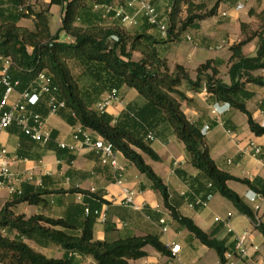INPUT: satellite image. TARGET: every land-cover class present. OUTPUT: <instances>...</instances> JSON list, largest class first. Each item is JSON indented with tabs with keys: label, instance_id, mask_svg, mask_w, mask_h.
Masks as SVG:
<instances>
[{
	"label": "trees",
	"instance_id": "trees-1",
	"mask_svg": "<svg viewBox=\"0 0 264 264\" xmlns=\"http://www.w3.org/2000/svg\"><path fill=\"white\" fill-rule=\"evenodd\" d=\"M124 1L50 0L48 7L36 10L30 0H0V67H4L6 59L10 60L8 72L12 80L18 82V90L28 88L40 73L45 72L56 88L57 98L66 103L58 114L69 124H79L111 143L116 152L122 153L150 180L172 219L190 233L191 239L214 250L219 264H227L225 253L234 249L228 245L229 237L218 238L215 232L205 231L193 218L181 213L171 201L168 186L144 156L160 161L152 142L171 132L185 145L189 163L197 170L195 176L180 169L176 171L188 186L185 193L188 202L199 210L202 207L195 204L197 197L208 201L213 195L220 194L232 202L240 214L249 218L264 236V222L258 219L253 207L229 187L228 181L242 183L262 198L264 182L257 178L236 177L218 167L206 144L202 125L190 121L181 107V101L187 97L179 89L183 82L189 83L194 90L205 87L213 100L244 113L250 130L256 136H264V126L254 119L246 105L254 93L244 89L245 83L242 82L247 77L251 84L264 87V76L254 74L264 69V13L260 15L262 23L257 30H250L243 23L245 38L230 46V82L227 83L221 78L217 62L213 59L200 64L197 78L192 80L181 64H176L171 70L167 58L160 51L166 44L180 41L188 28L214 16L218 3L207 9L205 3L196 0H169L170 9L162 16L168 21V34L160 37L152 32L155 26L148 21L137 28L104 25L103 15L96 8ZM52 5L62 9L61 26L55 34L51 30ZM30 18L34 21L33 28L19 24L22 19ZM61 33L73 41L61 40ZM254 38H259L256 54L245 55L243 47ZM74 67L79 68L78 74H75ZM122 87L135 89L144 100L131 102L117 117L97 109L96 105L104 94L116 90L120 95ZM2 95L0 86V101ZM33 109L45 118L50 114L46 98ZM13 125L21 139L20 156H29V149L41 146L20 126ZM47 148L58 158H67L68 162L76 158L55 144L53 139ZM55 192L82 193L100 200V203L107 202L79 187L54 191L26 186L0 210V263L81 264L84 258L91 257L96 264H134L133 261L148 255L146 246L171 256L169 247L155 233L128 235L114 240L96 239L94 227L99 218L100 204H90L86 208L73 205L62 217L44 214L27 217L14 211V207L21 203L46 204V196ZM86 210L88 213L82 216ZM31 243L42 248L59 247L63 255L60 258L48 257Z\"/></svg>",
	"mask_w": 264,
	"mask_h": 264
},
{
	"label": "crops",
	"instance_id": "crops-1",
	"mask_svg": "<svg viewBox=\"0 0 264 264\" xmlns=\"http://www.w3.org/2000/svg\"><path fill=\"white\" fill-rule=\"evenodd\" d=\"M43 1L48 4L50 3V0ZM196 1L205 3L207 9H211L218 3L217 12L214 16L202 20L196 25L188 28L184 34H182L180 41L185 40L187 43L186 46L182 47L178 45L175 47L172 46L171 43L165 45V57L167 58L168 65L171 70L174 69L176 64L183 65L187 69L191 79L196 80L197 67L207 60L213 59L217 62L221 78L229 83L228 71L231 65L229 61L231 57L229 48L231 45L237 44L245 38L242 32L243 23L248 25L250 30H257L259 28L261 24L257 27H252L251 24L261 21L260 15L264 13V0ZM30 3L36 10L41 8L38 4L32 3L31 0ZM115 3L116 2H114V4ZM154 3L161 16H164L167 10L170 9L169 0H154ZM137 9L138 7L136 6L135 8L128 9V12L133 15ZM96 10L103 15L102 9L97 8ZM50 13L51 18L53 16L56 19L55 29L52 28L51 24L52 33L55 34L61 26L62 9L58 5H52L50 6ZM212 17H216V19ZM102 18L104 25L113 26L120 24L127 28H137L145 21L147 22L141 12L135 15L132 24H123L121 19L115 18L112 14L107 17L102 16ZM19 24L29 28L34 27L33 18L22 19ZM152 32L162 37L158 28L154 27ZM60 37L63 41H73L72 38L64 33H61ZM258 44L259 38H254L248 42L243 47L244 54L248 56L255 55ZM3 68L4 67H0V72ZM254 74L264 76V69L255 71ZM242 82L245 83L244 89L254 93V96L246 101V105L252 112L254 119L264 126V87L251 84L247 80V77H244ZM179 89L185 93L187 97L181 101V107L189 120L200 123L202 125V131L206 126H209V129L204 134L205 140L210 154L218 167L228 171L236 177L248 178L250 180L257 178L264 182V136H256L250 130L248 121L247 126L243 129V132L240 133L236 122L237 112L240 111L213 100L205 87L194 90L189 83L183 82ZM119 92L122 102H114L105 110L115 117H117L131 102H142L138 100L137 96L128 98V95L131 93L128 87H122ZM105 96L106 94H104L103 98ZM46 122L52 129L53 142L55 144L59 145L60 143H65L68 145H77V148L73 150L64 148L67 149L70 154H74L76 158L71 162H68L67 158L60 159L54 151L47 148L48 143L43 144L41 142H39L41 146L29 149V156H20L19 149L21 147V139L14 125L0 131V144L8 150V156L12 160V171L22 180L21 188L32 186L34 188H47L54 191H68L71 188L79 187L90 191V193L99 195L107 202L100 203V200L82 193L55 192L46 196V204L30 205L28 203H21L16 205L14 211L17 214H25L27 217L35 214L62 217L67 214L68 209L73 205L84 206L86 208L90 204L91 206L100 204L101 210L99 218L94 227L95 234L96 225L100 223L102 226L98 236L100 240H114L128 235L145 236L149 233H155L158 234L160 239L169 247L172 242L178 243V237L184 233L185 239L191 243L193 242L194 247L212 250L198 240H192L190 233L186 229L181 228L179 224L172 219L169 211L164 206L161 195L152 188L150 180L145 179L144 174L139 172L122 153L117 152V158L124 170L115 173L110 165H103L101 163L100 155L97 151L88 147H80V143L74 139V132L80 127L79 124H69L65 118L58 113L49 114L46 117ZM85 130L91 132L96 138L101 137L89 129ZM171 134L172 133L168 131L166 135L161 138L164 148L169 146V140H172ZM221 135L229 136L230 142L221 144ZM231 135H233V138L230 137ZM251 143L260 146L262 151L258 154H254ZM183 146V155L171 156L168 164L161 167L162 174L159 176L168 186L171 201L179 207L181 213H183L184 210L196 212L200 209L197 210L193 204L188 202L185 197L188 186L176 172L180 169L189 175L195 176L197 174V170L189 163L185 145L183 144ZM152 147L159 154L161 161H153L147 156H144L146 162L150 165L155 162L161 163L163 160L161 152H163V150L160 152L154 147L153 142ZM117 175H121L123 184L120 185L116 182ZM232 184H236L237 188H234ZM228 185L233 190L235 189L253 209L255 204H260L261 209L256 212V214L258 219L264 222V211H262L264 199L258 200L254 196L255 192L242 183L228 181ZM123 186L128 187L134 192V201L139 206V209L125 203ZM15 194H11L8 189H2L0 191V210ZM23 205L27 206L26 210L17 212V209ZM206 206L200 207L203 208ZM87 213V210L84 211L82 216H85ZM102 214H105V219H103ZM191 217L196 224L205 231L215 232L218 238L228 236V245L235 247L236 239L240 235L235 233L234 227L231 224L232 217L227 221L230 227L221 220L217 221L218 218H216L215 222L209 224L207 228H205L207 222L203 217L196 215V213ZM161 219L165 220V224L160 223ZM170 219L175 222L176 234L168 237L167 233L170 231L171 227ZM250 222L255 232L263 236L255 228L254 223L251 220ZM164 226H167V231L165 232H163ZM224 227L228 228L229 231H225ZM245 233H249V231L247 230ZM161 235L166 238L163 240ZM250 236L251 238L253 237V235ZM246 244L249 253L253 256L246 259L244 264H257L258 258H264L262 250L254 245L253 238ZM31 245L48 257L60 258L63 255V251L56 246L42 248L33 243H31ZM257 249L258 251L256 252ZM145 250L148 255L133 261L134 264H176L174 261H179V255L178 258L165 256L157 252L151 246H146ZM81 264L96 263L91 257H86ZM217 264H219V262Z\"/></svg>",
	"mask_w": 264,
	"mask_h": 264
},
{
	"label": "built area",
	"instance_id": "built-area-1",
	"mask_svg": "<svg viewBox=\"0 0 264 264\" xmlns=\"http://www.w3.org/2000/svg\"><path fill=\"white\" fill-rule=\"evenodd\" d=\"M138 7L135 14L131 15L128 9ZM103 10V17L113 15L115 18L121 19L123 24H132L137 13H142L146 20L158 28L162 37H166L168 32V21L158 12L154 0H125L124 3H111L108 5L98 6ZM11 64L9 59L5 60L4 68L0 72V86L3 88V95L0 101V131L9 128L13 124L20 126L22 131L32 140L47 144L53 139L52 129L48 126L46 118L36 112L35 107L42 99H47V105L50 109V114H57L60 109L66 107V103L61 101L56 96V88L52 86L50 77L42 72L38 75L35 81L26 89L18 90V82L13 81L8 67ZM114 102H122V98L116 90L108 92L106 96L97 104V109L101 112L105 111ZM209 129L206 126L202 131L203 134ZM149 138L152 136L149 135ZM74 139L80 143V147L91 148L100 155V161L103 165H110L115 173L122 172L123 166L120 165L117 152L113 145L105 141L102 137H94L91 132L86 131L81 126L74 132ZM62 148L76 149L77 145H68L60 143ZM254 154L262 151L261 147L251 143ZM12 160L8 156V150L0 144V191L8 189L11 194H21L22 180L12 171ZM116 182L123 184L121 175L116 176ZM125 195V203L133 205L139 209V206L134 201V192L128 187L123 186ZM254 196L258 200H263L262 196L257 193ZM195 204L198 206H206L207 201L201 198H196ZM260 204L254 205L256 212L260 211ZM105 219V214H102ZM219 221V219H217ZM161 224H165V220H160ZM226 225L230 227L229 222ZM167 231V226L163 227V232ZM249 233L241 234L236 239V244L233 250L225 253L227 264H244L246 259L251 258L248 251L247 240ZM171 256L178 258L181 246L179 243L172 242L169 246ZM258 249L256 250V252ZM185 264V263H180ZM257 264H264V258H258Z\"/></svg>",
	"mask_w": 264,
	"mask_h": 264
},
{
	"label": "rangeland",
	"instance_id": "rangeland-1",
	"mask_svg": "<svg viewBox=\"0 0 264 264\" xmlns=\"http://www.w3.org/2000/svg\"><path fill=\"white\" fill-rule=\"evenodd\" d=\"M31 1H32V3L34 2L35 4H38V6H40L41 8H46L49 6V4L44 2L43 0H31ZM212 18L216 19V17H212ZM51 24H52V28L55 29L56 19L53 16L51 18ZM260 24H261V21H258L256 23H252L251 26L257 27ZM60 39H61V37H60ZM61 40H63V39H61ZM171 45L175 46V47L178 45L184 47L187 45V43L185 40L184 41L182 40V41H177V42H171ZM160 51L163 55H165L166 51L164 50V48H160ZM136 57H138V55H136ZM74 72H75V74H78L80 72L79 68L74 67ZM129 90H131V93L128 95V98H134L135 96H137L138 100H140V101L144 100L143 97L138 95V93L135 89L129 88ZM236 122H237V125L239 127V129H238L239 132L240 133L243 132V129H245V127L247 126V116L242 112H237ZM171 135H172V140H169L170 144H169V146H167V148H164V146L162 145L161 138H157V139L153 140L154 147H156L160 152H161V150H163V152H161V154L163 156L162 162L161 163L155 162V163L151 164L152 168L155 170V172L158 175L162 174L161 173V167L163 165L168 164L171 156H179V155H183V153H184L183 143H181L179 140H177L175 135H173V134H171ZM230 137L233 138V135H231ZM220 138L222 139L221 144H223L224 142H227V143L230 142V138L227 135L226 136L221 135ZM144 178L148 179L145 175H144ZM232 186L234 188H237L236 184H232ZM207 204L208 205L206 207L201 208L199 211H196V212L191 211L190 212L188 210H184L183 214L186 216H189V217H191L195 213L198 216L200 215L207 222V225L205 226V228H207V226L209 224L214 223L216 218H218L222 222L226 223L232 217L231 224L234 227L235 233L241 235V234H244L245 232H247V230H248L249 231V236H248L249 240L247 242L249 243L250 239L253 238L254 245L257 246L258 248H260L264 254V237L255 232L254 227L251 224L250 220L247 217H245L244 215L240 214L238 212V210L236 209V207L232 204V202H230L227 198L221 196L220 194H215L209 198V200L207 201ZM26 208H27V206H25V205L20 206V208L17 209V212H21L22 210H26ZM262 211H264V204H262ZM196 218H198V217H196ZM170 224H171L170 231L167 233L168 237L176 234L175 222L172 219H170ZM101 229H102V226L100 223H98L96 225L95 234H94L96 239H98L99 231ZM224 230L229 231V229L226 227H224ZM250 235H253V237L251 238ZM161 238L164 240L166 237L161 235ZM178 243L181 246V252L179 254V261H174V263H176V264H179V263H185V264H217L219 262L218 257L213 250H209V249L207 250V249H201V248L194 247L193 242L191 243L185 239L184 233H183V235L178 237ZM0 264H2V263H0Z\"/></svg>",
	"mask_w": 264,
	"mask_h": 264
}]
</instances>
